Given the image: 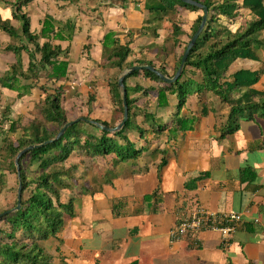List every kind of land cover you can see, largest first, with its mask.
<instances>
[{"label":"trees","instance_id":"16d2710c","mask_svg":"<svg viewBox=\"0 0 264 264\" xmlns=\"http://www.w3.org/2000/svg\"><path fill=\"white\" fill-rule=\"evenodd\" d=\"M55 1L61 8L71 4L80 5L81 2ZM194 1L207 6L208 14L180 77L168 84L150 71L139 70L130 74L146 73L156 83V88L140 84L130 88L125 86L128 118L118 132L101 130L89 122L97 121L113 128L123 119L124 105L117 89L118 75L111 77L113 70L121 73L132 66L151 65L172 77L201 22L203 9L180 0H114L122 9L130 4H139L150 14L178 15L167 27L170 29L168 37L171 46L162 48L168 54L167 63L155 64L147 59L142 45L137 51L134 50V41L122 42L115 30L105 32L97 44L88 42L82 45L80 58L86 64L93 62V54L106 52L103 64L99 63V67L107 71L103 85L108 89L111 109L119 113L116 125L95 117L96 110L106 108L98 99L95 86L85 96V102H82L81 93H75L67 99L63 84H58L62 78L67 79L70 61L66 60L68 51L64 52L56 43L71 39L72 35H63L66 27H69L70 32L73 31L71 20L61 23L45 19L39 31H35L31 27L29 14L17 9L13 18L21 22L18 30L19 27L11 24V19L0 15V31L10 37L4 50L16 58L0 76V89L15 94L13 98H5L0 93V192L6 187L16 192L21 184L20 209L0 218V264H63L57 260L58 255L47 248V243L60 238L66 225L65 217H76L78 191L88 180L91 168L111 162V169L106 171L109 172L116 170L123 161L140 157L142 149L135 148L129 136L130 131H136L140 138H144L145 135H159L171 128L168 140H173L176 134L183 135L193 130L197 119L213 113L215 121L222 122L221 126L225 129L218 135L221 139L225 134L236 131L244 120L252 121L256 117L264 120V90L254 89V84L264 73V64L260 54L256 53L257 49L264 52V0ZM80 8L82 14L89 13V18L94 17L93 21L98 23L97 7L88 8L87 4L82 3ZM244 10L247 11L245 16L241 13ZM185 11L195 14L190 23L179 20ZM241 17H244V23L238 25ZM164 20L163 16L143 19L140 31L155 40L160 37L159 32L164 30ZM153 21H156L154 26ZM52 25L62 32L51 33ZM19 38L22 39L18 42ZM22 52L28 57L26 68L22 64ZM248 62L255 66L242 65ZM45 72L47 76L41 81L40 74ZM34 88L40 92L37 98H32ZM152 94L156 97L154 105L142 109L137 107L136 102L140 98ZM170 94L176 99L173 105L169 104ZM194 94L201 95L202 100L195 101L191 97ZM14 100L33 102L31 118L14 110ZM190 103L195 108L184 114L182 110L187 109ZM218 105L226 107L227 112L219 114ZM170 106L171 111L166 116L172 119L162 126L160 111ZM136 116L143 118L144 126L134 123ZM76 118L79 120L68 126L58 139L25 152L19 159L18 174L14 162L22 149L54 139L66 123ZM233 123H236L235 127ZM158 154L159 173L166 165V160L164 150H158ZM80 169L82 173L78 174ZM241 172L252 173V168L246 166ZM251 181L249 188L255 191L258 186L254 184V179ZM156 192L145 195L144 202ZM15 206L16 198L10 204L1 206L0 213Z\"/></svg>","mask_w":264,"mask_h":264},{"label":"crops","instance_id":"0c3cea01","mask_svg":"<svg viewBox=\"0 0 264 264\" xmlns=\"http://www.w3.org/2000/svg\"><path fill=\"white\" fill-rule=\"evenodd\" d=\"M97 1L81 0L80 5H67L61 10L55 0H0V15L12 19L15 11L22 9L29 14L31 27L35 31H39L45 19L61 23L72 21L73 31L70 32L69 27H66L63 32V35H72L71 39L56 43L61 50L68 51L66 60L70 61L69 74L66 80L62 78L58 82L65 87L84 43L97 44L109 30L117 31L121 41L127 42L135 38L131 37L132 31H138L130 30L128 19L126 25L124 23V11L131 12L129 6L133 4L126 9L120 6V9L116 4H110V1L106 7L95 5ZM40 3L45 6H40ZM82 3L87 4L88 8L97 7L98 23L95 26L89 27L82 23ZM241 13L245 16L247 11ZM183 15H187L190 20L195 16L189 11L183 12ZM161 16L167 18L163 14H150L148 19ZM177 17V14L170 16L172 19ZM243 23L244 17H241L237 24ZM163 25L165 30L166 23ZM52 26L51 33L62 32L56 25ZM7 42H10V37L0 31V76L16 59L11 53L5 52ZM256 53L260 54L264 64L263 50L257 49ZM21 60L26 68L28 57L23 52ZM82 61L85 62L83 58ZM242 65L255 66L252 62ZM46 73L40 74L41 81L45 80ZM133 76L125 77L127 88L134 86L127 81L132 80ZM154 86L156 88V83ZM254 89L264 90V73L254 84ZM0 93H5V98L14 97L13 92L8 90L0 89ZM171 96L174 95L170 94L169 98ZM65 97L71 98L67 94ZM149 97L156 98L154 94L144 96L136 102L137 107H146H140L138 102ZM218 106L219 114L227 112L226 107ZM171 108L165 107L160 111L163 116L161 125L170 123L172 117L166 116V113ZM194 108L190 103L183 112L188 114L189 109ZM214 116L209 113L197 119L193 130L183 135L176 134L173 140H168L171 128L159 135H145L144 138L132 131L138 134L136 140H131L142 149L140 157L129 164L130 168L126 172L123 167H119V171L106 172L111 169V162L91 168L88 180L78 191L76 217H65L66 225L60 238L50 240L47 248L57 254V259L63 264H264V156L254 157L264 154V120L259 117L252 121L244 120L236 131L219 139L218 135L225 129L221 126L222 122L215 121ZM235 126L236 123H233ZM129 136L131 138L132 135ZM158 150H164L166 160V165L159 173ZM246 166L252 168V173L242 174L241 170ZM128 171L129 174H125ZM81 173L82 169L78 174ZM252 179L258 186L255 191L249 188ZM154 191L157 192L144 202V196ZM199 208L216 212L234 209L246 213L231 240L224 244L215 230L201 231L194 240L196 246L189 239L171 242L168 234L174 224L184 213Z\"/></svg>","mask_w":264,"mask_h":264},{"label":"rangeland","instance_id":"374dc122","mask_svg":"<svg viewBox=\"0 0 264 264\" xmlns=\"http://www.w3.org/2000/svg\"><path fill=\"white\" fill-rule=\"evenodd\" d=\"M109 1H110V4H116L120 8V5H118L116 2H114V0H105L104 2H102V0H99V2L97 1L98 4L95 3V5H99V6L104 5V7H106L107 6L106 3H109ZM215 1H218V0H215ZM40 6H45V4L40 3ZM28 8L29 7H27V9ZM58 8L61 10L65 9V8H61L59 5H58ZM129 8H131L132 11L131 12L129 10L124 11V13L126 14V17L124 18V23L126 25V20L128 19V25L131 24L130 30L131 29H136V30L138 29V31H136V32L132 31V34H131V37L135 36V38L132 39V42L134 41V43H135L133 46L134 50L137 51L138 47L140 45H142L145 48V57L147 59L152 60V62H154L155 64H158L160 62L161 63H167L168 54L165 51L163 52L162 48L164 46H166V47L171 46V40L168 37V33L170 32V29H167V27L171 21L175 20V18L174 19L170 18V16L172 15L170 13L164 14L165 17H167L163 22V23H166V28H165V30L160 32V36L162 35L161 37L157 38V40H153L151 38H148L147 36L143 37L144 34H142V32L140 31V28H141L140 20L150 18V14L148 13V11H144L140 7V5L136 6L135 4L129 6ZM59 12H61V11H59ZM93 20H94V17H92L91 19L89 18V13L82 14V23L88 24L89 27H93V26H95V24H97ZM179 20L182 22L190 23V19L187 15H183V16L179 17ZM155 22L156 21H153V26L155 25ZM11 24L13 26L19 27L20 26V20L18 18H12ZM164 50H166V49H164ZM105 56H106L105 51L97 52L96 55L93 54V57H94L92 59L93 62L90 64H85V62H83L82 59L78 56L76 58V62H75L76 65L73 67L71 75H70L69 79L67 80V84L65 87L63 86L64 87L63 93L67 94L68 97H71L74 93L80 91L82 93V102H85V96L87 95V93L94 90L93 86H95V91L97 93L98 99L106 107L104 109L96 110L97 115H95V117L97 119L105 120V121L109 122L110 124L116 125V123H117L116 120H117V116L119 115V113H115V111L113 109H111L112 105L109 101L108 89L103 85V84H105V80L107 77V71H103V69H101L99 67V63H100V65L103 64V60H104ZM165 57H167V58L165 59ZM141 70L144 71L145 69H141ZM137 71H139V70H135L132 73H135ZM145 71H147V73H148V70H145ZM132 73H130V74H132ZM118 74L119 73H117V72H113L111 74V77H116ZM100 77H102V79ZM127 81H129L128 82L129 85L131 83H133L134 85H136V84H140L142 86L152 85L153 87H155L154 86L155 83L149 78V76L147 74H143L142 72L134 74L133 79L132 80L127 79ZM130 87L128 86V88H130ZM128 93H130L129 89H128ZM3 94H5V93H3ZM39 94H40L39 91H34L32 94V98H37V96ZM12 95H14V97H15L14 93ZM191 97L194 99L196 98L195 101H198V102L202 100L201 95L199 96L197 94H194ZM175 101H176V99L174 98V96H171L169 98V104H173ZM155 102H156V98L154 99L153 97H149V98H146V99L139 101L138 105L140 107H143L145 105H154ZM13 103H14L13 108L15 111H19V112L23 113L26 117L31 118V116H32L31 113H32L33 105H34L32 101L22 102V101H15L14 100ZM182 112H183V110H182ZM133 121H134V123H136V125L144 126L143 125L144 121H143L142 117H136L133 119ZM159 122H160V120H159ZM130 132H131L130 134L132 135L131 139L136 140V138L138 137V134H137L138 132L137 133L132 132V131H130ZM220 132L221 131H219L218 133H220ZM135 148H138V147L135 146ZM263 156H264V154H260L259 156L255 155L254 157L255 158H257V157L262 158ZM132 161L133 160L123 161L118 165V167H123L125 169L124 172H126L127 170H129V168H130L129 164ZM122 163H124V166H122ZM249 163H251V162H249ZM224 164H226V163L224 162ZM244 164H246V163H244ZM246 165H248V162ZM118 167H116V171H119ZM125 174H129V171ZM8 180H9V178H8ZM7 184H9V181L7 182ZM16 192H17V190H16ZM16 192H14L12 189H10L8 187H6L5 190L1 191L0 192V207L3 205H6V204H10L17 197ZM78 202H79V200L76 201V205ZM58 261H60V260H58Z\"/></svg>","mask_w":264,"mask_h":264},{"label":"water","instance_id":"95a60500","mask_svg":"<svg viewBox=\"0 0 264 264\" xmlns=\"http://www.w3.org/2000/svg\"><path fill=\"white\" fill-rule=\"evenodd\" d=\"M180 1H183L187 4H190V5H194L198 8H201L203 9V16H202V19H201V22L197 28V30L195 31V33L192 35L191 39L189 40L183 54H182V57H181V61H180V65L177 69V71L175 72V74L172 76V77H169L167 75H164L163 73H161L158 69L154 68L153 66L151 65H136V66H132V67H129V68H126L124 69L118 79H117V89H118V92L120 93L121 95V98H122V102H123V105H124V109H123V119L121 121V123H119L117 126L113 127V128H109L108 126L102 124V123H99L97 121H89L91 124H93L94 126H96L97 128L101 129V130H105V131H109V132H118L120 131L124 125H125V121L127 120L128 118V106H127V101H126V88H125V84H124V79L126 76H128L130 73H132L133 71L135 70H141V69H145V70H148L150 72H153L155 73L163 82L165 83H173L175 82L181 75L184 67H185V63H186V60L188 58V55H189V52L190 50L192 49V47L194 46V44L196 43V40L198 38V36L200 35V33L202 32L204 26H205V23H206V19H207V14H208V9H207V6L205 5H202L194 0H180ZM79 120V118H76L72 121H69L68 123H66L63 128L57 133V135L54 137V139L50 140V141H46L44 143H41V144H38V145H30L24 149H22L16 156V159H15V166H16V169H17V172L19 174V159L21 158V156L33 149V148H37L39 146H42V145H45L51 141H54L56 139H58L62 134H64L66 128L72 124H74L75 122H77ZM17 197H16V206L12 209H10L9 211H6V212H3V213H0V218L3 217L4 215L10 213V212H14V211H17L20 209L21 207V184L18 185L17 187Z\"/></svg>","mask_w":264,"mask_h":264},{"label":"built area","instance_id":"2783aa9c","mask_svg":"<svg viewBox=\"0 0 264 264\" xmlns=\"http://www.w3.org/2000/svg\"><path fill=\"white\" fill-rule=\"evenodd\" d=\"M245 213L234 209L226 212H216L206 208L195 209L180 217L170 230L168 238L171 242L189 239L196 246L194 240L201 231L215 230L219 232L224 244L231 240Z\"/></svg>","mask_w":264,"mask_h":264}]
</instances>
